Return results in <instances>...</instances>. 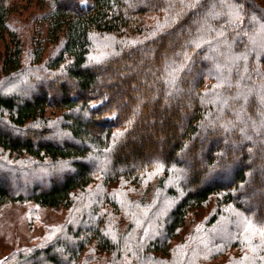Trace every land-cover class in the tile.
<instances>
[{
  "label": "trees",
  "instance_id": "trees-1",
  "mask_svg": "<svg viewBox=\"0 0 264 264\" xmlns=\"http://www.w3.org/2000/svg\"><path fill=\"white\" fill-rule=\"evenodd\" d=\"M51 1L48 19L58 33L51 48L56 49L43 64L42 51H34L36 66L27 67L20 35L10 24V0H0V36L7 35L12 44L11 50H0V75L9 79L6 87H22L23 79L28 87L22 95L0 93V207L32 201L68 208L96 173L106 184L119 178L139 184L160 168L162 181L176 188L167 187L160 208L148 206L147 225L119 237V245L108 227L90 219L87 226L83 221L51 232L42 246L9 261L75 264L95 240L106 253L130 257L120 249L126 246L136 264H152L154 256L147 262L146 252L167 254L190 212L214 196L222 211L230 210L231 223L242 217L244 230L254 232L251 238L261 236L264 8L255 0H199L196 8L191 7L195 0ZM232 57L236 65L222 83L225 76L211 70L214 65L230 70ZM55 110L62 112L60 126L50 125ZM56 127L70 140H52ZM1 155L27 157L42 168L50 163L53 172L66 163L69 170L54 178L48 168L46 174L37 173L46 175L44 182L23 181L27 170L20 175V166ZM229 231L236 238L241 227ZM224 244L222 238L191 240L183 264H201L198 252L206 255ZM258 257L264 264V253Z\"/></svg>",
  "mask_w": 264,
  "mask_h": 264
},
{
  "label": "rangeland",
  "instance_id": "rangeland-1",
  "mask_svg": "<svg viewBox=\"0 0 264 264\" xmlns=\"http://www.w3.org/2000/svg\"><path fill=\"white\" fill-rule=\"evenodd\" d=\"M255 1L264 8V0ZM81 5L83 8H87L88 6L86 2H83ZM9 7L11 10L10 24L13 30L20 35L27 63H25L26 66L35 65L32 63H35L34 56H32L34 51L37 53L42 51L41 58L43 57V61L41 64H43L47 56H51L56 49L55 47L51 48V43L58 33H55L48 19L53 11L52 1L10 0ZM216 8H219V5ZM214 9L213 7L211 10L213 11ZM261 32L263 33L262 29ZM11 45L8 36H3L2 34L0 36V50L2 54L6 46L11 50ZM236 62L237 60L232 57L229 61L231 64L230 70L227 68L225 70L224 65H214V68L211 70L212 75L217 74V77H220L222 74L225 78L220 77V81L222 83L226 82L228 80L226 77L230 74ZM261 69L264 71V65L261 66ZM241 80L243 81V77ZM24 82V79L21 80L22 87L20 84L6 87L9 79L0 75V93L22 95L28 91V87H23ZM227 108L228 105L224 106L222 110H226ZM61 114L62 112L60 111H53L50 118L51 126H53L52 124L56 126L61 125ZM59 128L56 127L52 131L51 139L57 141L70 140L68 136L61 134ZM1 156L12 164H18L17 166H20L19 168L23 170L20 175L24 173V170H27L24 174H28V176L24 177L23 181H33L32 179L34 178L35 183L44 182L46 175L38 177L37 173L43 172L46 174L48 168L52 170V173L48 171L50 173L48 174L54 178H59L58 173H65L64 171L69 170V166L65 167L66 163H59L57 171L53 172L52 168H55V165H51L50 163H46L45 166L47 167L42 168L38 163H35L36 161L27 157L14 159L4 155ZM162 179L163 174L160 168H155L146 173L139 184L126 181L124 178H119L106 184L104 183L102 174L96 173L93 176L91 185L86 191L77 193L74 196L73 204L68 208L41 207L32 201L11 202L3 205L0 207V264H15L13 261H9L11 257L32 247L42 246L41 244L52 238L53 233L51 232L56 231L54 232L55 234L59 233L65 229L66 225L79 226L81 224L80 226H82L83 221H86L84 225L87 226L90 219L97 222L98 226L104 230L108 227L110 232L107 234L119 245V237L133 233L139 227L145 225V218L147 217L145 215L149 212L148 206L159 204L158 208H160L163 199L167 198L165 196L166 188H176L169 180L162 181ZM9 182L12 185L15 184L11 176H9ZM87 194H89L90 198L88 200L84 199ZM107 195H110L112 198L106 197ZM173 203L174 201L169 202L168 207H171ZM222 209L223 207L218 206L217 196L212 197L202 207L190 212L183 227L179 229L177 236L170 242V249L167 254L146 252V257L144 258L150 259V257L154 256L152 264H183V262L185 263L183 254L187 252L184 248L188 246L189 249L191 248L189 245L191 240L204 241L208 237H211L216 239L222 238L227 245L224 244L225 246H221L220 250L209 252L206 255H202L203 252H198L200 255L195 256V258L201 264H261L262 259H259L258 256L263 257L264 236L256 235L253 240L251 237H253L252 234L254 232L250 231L247 233V228L244 230L242 217L236 223H234L236 218H233L232 220L234 221L231 223V219L229 218L231 215L229 213L230 210L226 209L225 213ZM217 211L220 212L218 219L209 226L208 221ZM109 212L112 213L109 214ZM226 214H228L227 218H225ZM84 225L83 228H85ZM152 225L153 223L149 222L148 226L152 227ZM240 227L241 233L239 236H236V238L230 237L234 236L235 233L233 231L230 232L229 229L233 228L234 231H237ZM262 230L258 231L262 232ZM201 234L206 235L201 237ZM221 235H224V237H221ZM120 249L126 254L129 253L130 257L124 254L120 258L115 253H106L103 250H99L95 240H93L85 246L84 251L75 260V264H136V259L133 258L134 255L131 249L127 252L125 251L126 246L120 247ZM149 259H147V262ZM140 264L144 263L140 262Z\"/></svg>",
  "mask_w": 264,
  "mask_h": 264
},
{
  "label": "snow or ice",
  "instance_id": "snow-or-ice-1",
  "mask_svg": "<svg viewBox=\"0 0 264 264\" xmlns=\"http://www.w3.org/2000/svg\"><path fill=\"white\" fill-rule=\"evenodd\" d=\"M198 5H199V0H195V3H193V4L191 5V7L196 8V7H198ZM238 7H239V6H238ZM220 35L223 36L224 33L221 32ZM193 43H195V47H197V48L201 47V44H200L199 42H195V41H194ZM261 235L264 236V230H262Z\"/></svg>",
  "mask_w": 264,
  "mask_h": 264
}]
</instances>
